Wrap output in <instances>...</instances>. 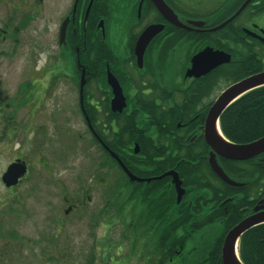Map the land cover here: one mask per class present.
<instances>
[{
  "label": "flooded vegetation",
  "instance_id": "flooded-vegetation-1",
  "mask_svg": "<svg viewBox=\"0 0 264 264\" xmlns=\"http://www.w3.org/2000/svg\"><path fill=\"white\" fill-rule=\"evenodd\" d=\"M164 2L174 11L185 27H179L166 19L152 0H74L70 10L71 13L69 12L65 17L59 32L60 45H69L77 54L75 71L70 68H65L66 75L69 76L72 72L77 74V70L81 72V77L85 75L86 84L82 96L80 94V85H78L79 107L87 124V134L91 136L94 146L98 150L103 148L108 151L109 149L107 141L111 130L110 111L113 114H122V117L135 114L137 109L132 104L133 99L138 101L139 95L142 94L148 96L149 100L153 99L157 105H163V108L166 110L170 104L184 102L185 97H190L197 112L191 113L183 109L179 114L187 121L178 123V127L189 125V132L187 133L189 134V146L187 148L190 151L195 150L194 152H200L206 144L210 150V155H213L221 166L220 159L224 158L215 154L206 140L207 117L211 107L228 87L250 76L264 72V25L258 22V17L264 14V0H252L237 17L217 30V27L235 15L246 0H243L234 12L229 13L226 9L224 12L226 15L228 13V16L225 17L224 15H220V13L215 15L212 12L218 7L217 5L235 6L238 4L237 0H164ZM194 5H199L200 7L208 5L210 6L209 8L214 9H198L195 12L192 10V6ZM116 6H119L122 14H112L113 8ZM176 6H182L184 13L176 9ZM109 17L114 18V20L115 18H119L123 23V25H120L123 29H126L127 42L126 46L124 45L122 47L127 54L126 57H122L123 52L116 53V49L119 48H112L108 38L106 40L109 31L102 24H106ZM96 19L98 20L97 25L93 27V24L97 21ZM66 20V34L64 40H62L61 29ZM8 23L6 28H2L0 31V40H2L0 42V67L2 65L8 66L6 71H9L12 81L18 83L20 89L15 94L7 96L3 95V92L0 90V148L4 146L9 147L10 144L5 142V138H7V134L10 132L26 130L30 127V132H32L28 133L30 137L31 135L33 136V131L44 127L42 120L46 118L44 117L45 111L42 109V105L45 102L47 90L50 86H55V82L58 81L61 73L60 70H53L50 77L46 80L47 59L41 63L39 62L40 56L46 51L45 45L43 46V43H39L34 39L36 36L34 32L32 34H20L14 31V23H10V21ZM70 25L72 26L71 30L68 29ZM151 25H163L164 27L146 47L143 56V65L141 67L137 61L136 43L145 29ZM177 28L183 30V33L176 30ZM30 34L31 36L29 37ZM26 37L32 38V41H29ZM177 40H180L178 42L180 45L177 48L185 49L184 60L177 66L162 67L166 59L170 60L171 56L168 54L174 51L173 42ZM101 42L107 44L108 51L105 48L107 52L104 50L101 58H95L92 55L90 63L83 64L81 61L82 53H88L91 47H94L93 45ZM208 47L227 53L230 56V62L222 63L209 72L199 76L195 74L188 75V72L193 67V58ZM96 48L98 51L99 47ZM22 58L25 60L23 66L27 67L26 72L28 73L30 71L31 75H26L22 80H15L16 68H14V65L10 61L15 59L20 60ZM55 59L57 60L55 62L56 66L62 64V56L59 52L55 54ZM1 70L5 73L4 69ZM108 71L116 77L123 89L126 107L122 112H114L112 110L111 102L114 94L112 87L108 83ZM4 82L3 74H1L0 87L3 86ZM93 83H96L98 93L102 91V95H96L89 90V87ZM158 86L161 92L170 94L169 99L165 100L157 97ZM86 88L87 91L85 90ZM140 88L142 89L141 91ZM207 103L211 104L205 109ZM188 107L189 105L185 108ZM22 108L28 110L25 115H22L24 111H20ZM203 113L205 114L203 116V123H200L199 119L202 118ZM57 119L55 129L60 124L58 116ZM29 141L30 139H27L21 146L22 150L16 153L7 163V168L18 161L24 162L27 165V173L20 178L17 185L9 188L6 187L8 190H13L20 185L30 173L29 160L24 159L23 155V150ZM35 145L39 148L45 147V144L42 143H36ZM42 160L44 158L40 162ZM210 167L212 169L211 164ZM104 172L102 181L107 184L110 180L109 168L107 166ZM162 175L150 178L139 177L144 179V181H135L133 183L146 186L152 180L160 179L159 177ZM172 179L173 177L171 176V185L176 190ZM97 182H100V180H97ZM186 191L180 202H178L176 192V201L177 203H181L182 200L186 201L185 208L190 216V226L194 230H198L197 228L202 226V221H205L208 216L210 217L214 213H220L221 206L217 207L216 201L213 203L212 196L204 198L203 195H199L184 200L187 194ZM101 198L103 200H101L102 208L100 212H102V216L100 219L102 226L104 225L106 228L108 224L110 225L108 214L110 212L109 190L104 191ZM128 198L125 197L123 199L124 221L127 218L126 214L128 211L132 212L134 208H139V216L142 219V224H140L144 226L142 204L128 200ZM207 200L210 201L207 202ZM69 201L72 202L73 200L70 199ZM76 202L70 203L67 210H65V217H68L79 206L84 205L83 201L78 202L76 200ZM128 203L129 205L126 206ZM262 205H264V198L252 207H244L242 210H245V216L239 223L257 212L263 211H255L257 206ZM155 220L157 222H154L151 226L153 230L159 227L157 218ZM212 224L214 226H208L207 230L215 231V229L219 228V231L215 232L217 233L215 236H219L222 231V221ZM228 232L224 236L222 247Z\"/></svg>",
  "mask_w": 264,
  "mask_h": 264
},
{
  "label": "rangeland",
  "instance_id": "rangeland-1",
  "mask_svg": "<svg viewBox=\"0 0 264 264\" xmlns=\"http://www.w3.org/2000/svg\"><path fill=\"white\" fill-rule=\"evenodd\" d=\"M73 2L0 0V31L10 21L15 25V32H34V39L45 45L46 51L39 62L47 59L46 80L53 70L61 71L55 86L47 90L42 105L46 118L42 120L44 127L33 131L30 137V127L10 132L5 138L9 147L0 148V264H155L157 237L148 224L143 221L148 227L141 225L139 208L128 211L124 221L125 212H120L119 207L115 210L118 199L113 198L108 213L110 225L105 228L101 223L102 193L110 189L113 178L110 177L107 184L98 176L100 182L94 178L99 171L100 152L87 134V124L80 112L78 85L82 81L81 72L77 70V74L72 72L67 76L65 69L75 71L77 54L69 45L59 43L60 27L71 13ZM112 14H122L119 6L113 8ZM258 22L264 25V14L258 17ZM120 24L123 25L119 18L109 17L102 25L109 31L106 40L108 38L110 46L119 48L115 52H123L122 57H126L122 49L127 42L126 29ZM68 29L71 30L72 26ZM29 37L26 38L32 41ZM57 52L62 56V64L56 66ZM168 55L171 58L166 59L162 67L180 64L185 58V49L176 48ZM24 62V58L10 61L16 68L15 80L31 75L30 71L26 72ZM7 68L6 65L0 67V75L3 74L5 81L0 90L5 96L20 89L18 83L12 81ZM89 90L102 95V91L98 93L96 83ZM20 111L25 115L28 110L22 108ZM57 116L60 124L55 129ZM27 139L30 141L23 155L29 160L30 173L20 185L8 190L1 176L8 161L22 150ZM34 143L45 144V147L39 148ZM42 158L44 160L40 162ZM70 199L73 203L83 201L84 205L65 217V210L72 203ZM218 231L219 228L205 230L190 239L184 261L197 264L203 260ZM192 249L196 251L189 253ZM174 263L181 264L177 259L168 264Z\"/></svg>",
  "mask_w": 264,
  "mask_h": 264
},
{
  "label": "trees",
  "instance_id": "trees-1",
  "mask_svg": "<svg viewBox=\"0 0 264 264\" xmlns=\"http://www.w3.org/2000/svg\"><path fill=\"white\" fill-rule=\"evenodd\" d=\"M237 1L238 4L235 6L217 5L218 7L214 9L209 8L208 5L204 7L194 5L192 10L196 12L198 9H214L212 13L215 15L220 13L225 17L228 16V13L226 15L224 12L226 9L229 13L234 12L243 2V0ZM176 9L184 13L182 6H176ZM97 22L98 20L93 27ZM176 30L183 33L179 28ZM179 41L173 42L174 50L180 45ZM93 46H90L88 53H82L83 64H89L92 55L101 58L103 51L108 47L104 42ZM96 47H99L98 51ZM160 92L158 86L157 97L169 99L170 94ZM146 97L148 96L142 94L139 95L138 101L133 99L132 104L137 109L135 114L122 117V114H113L110 111L111 130L107 141L108 148L129 171L138 177L150 178L169 171L177 172L187 190L184 200L199 195H203L204 198L212 196L213 203L216 201L217 207L221 206L220 213L208 216L202 221V226L194 230L190 226V216L185 208L186 201L182 200L181 203L176 201V190L171 185V176L152 180L146 186L133 183L118 160L103 148L99 150L100 158L97 164L99 171L94 178L102 180L107 166L110 177L113 178L109 189V206L112 207L113 198L118 199L115 210L119 207L120 212H123V199L129 197L128 200L142 204L144 224H148L152 229L151 226L157 222L155 220L157 218L159 227L153 230L157 237L154 249L157 259L152 253L155 264L173 263L176 259L181 264H187L183 258L188 241L196 234L203 233L208 226H214L212 223L221 221L220 235L211 240L212 244L209 245L204 259L197 264H223L222 243L225 234L244 218L245 210H242L244 207H252L264 198V153L247 161L220 159L225 173L241 184V186L229 185L212 171L209 160L213 155H210L206 144L200 152L190 151L187 148L189 125L178 127V123L187 121L179 114L183 109L191 113L196 111L191 98L185 97L184 102L170 104L166 110L163 105H157L153 99L149 100V97ZM211 103H207L205 109ZM188 105L189 107L185 108ZM204 113L199 119L200 123H203ZM220 127L224 136L235 144H245L263 137L264 85L247 92L229 105L220 117ZM136 147L139 149L138 153H135ZM194 251L196 249H192L189 253ZM239 254L244 264H264V223L249 229L241 236Z\"/></svg>",
  "mask_w": 264,
  "mask_h": 264
},
{
  "label": "water",
  "instance_id": "water-1",
  "mask_svg": "<svg viewBox=\"0 0 264 264\" xmlns=\"http://www.w3.org/2000/svg\"><path fill=\"white\" fill-rule=\"evenodd\" d=\"M160 13L168 19L170 22L174 23L179 27H185V25L178 19L177 15L174 11L166 5L164 0H152ZM252 0H246V2L242 5V7L233 15L229 20L225 23L220 25L216 28L220 29L224 27L228 22H231L235 17H237L245 7L251 2ZM163 25H151L145 29L142 33L140 38L136 43V55L137 61L139 66L142 67L143 65V56L146 47L150 43V41L163 30ZM67 28V20L64 22L62 29H61V38L64 40ZM230 62V56L225 53L224 51H216L211 47H208L198 53L193 58V67L188 72V75L195 74L196 76L205 74L210 70L216 68L218 65L222 63ZM85 83L84 75L82 76V81L80 84V94L83 95V87ZM108 83L112 87V91L114 97L112 99L111 105L112 110L114 112H122L123 109L126 107V99L123 94V89L116 79V77L108 71ZM264 85V72L258 73L256 75L250 76L242 81H239L230 87H228L216 100L214 105L211 107L207 122H206V140L208 144L212 147L215 154L221 156L227 160H235V161H247L258 157L259 155L264 153V136L245 144H235L230 142L228 139L226 141H222L216 132V127H219L220 132V117L225 109L231 105L234 101L238 98L246 94L247 92L258 88ZM82 100V98H81ZM223 134V133H222ZM111 155L116 158L123 168V170L128 175L131 181H144L134 175L129 169L124 165V163L114 154L112 151L108 149ZM139 149L136 147L135 153H138ZM210 164L212 166L213 171L216 175L221 178L225 183L232 185V186H241L240 183L235 182L232 180L223 170V168L218 164L215 157H211ZM27 173V165L24 162H15L11 164L6 172L3 174L2 181L6 187H13L19 183L20 178H22ZM170 175L173 177L172 181L176 187L177 192V199L178 202L181 201L182 197L185 194V188L182 186V181L179 177V174L175 171H169L160 176L159 178ZM256 214L244 219L236 226H234L226 235L224 244L222 247V260L223 264H244L240 258L238 252V243L241 236L248 231L249 229L263 224L264 223V205L257 206L255 211H260ZM237 258H236V255Z\"/></svg>",
  "mask_w": 264,
  "mask_h": 264
},
{
  "label": "bare ground",
  "instance_id": "bare-ground-1",
  "mask_svg": "<svg viewBox=\"0 0 264 264\" xmlns=\"http://www.w3.org/2000/svg\"><path fill=\"white\" fill-rule=\"evenodd\" d=\"M238 99H239V98H238ZM234 102H235V101H234ZM216 132H217L218 137H219L222 141H226L225 137H224L223 134L220 132L218 126L216 127ZM235 255H236V254H235ZM236 258H237V255H236Z\"/></svg>",
  "mask_w": 264,
  "mask_h": 264
}]
</instances>
